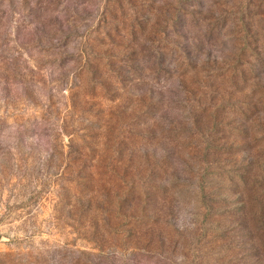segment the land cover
<instances>
[{
	"label": "rangeland",
	"instance_id": "1",
	"mask_svg": "<svg viewBox=\"0 0 264 264\" xmlns=\"http://www.w3.org/2000/svg\"><path fill=\"white\" fill-rule=\"evenodd\" d=\"M0 264H264V0H0Z\"/></svg>",
	"mask_w": 264,
	"mask_h": 264
}]
</instances>
